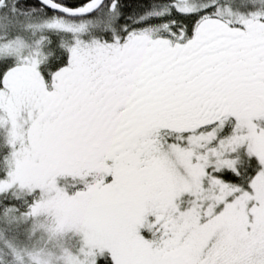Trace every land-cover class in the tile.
Returning <instances> with one entry per match:
<instances>
[{
	"label": "snow or ice",
	"instance_id": "snow-or-ice-1",
	"mask_svg": "<svg viewBox=\"0 0 264 264\" xmlns=\"http://www.w3.org/2000/svg\"><path fill=\"white\" fill-rule=\"evenodd\" d=\"M36 217L77 264H264V0H0V264Z\"/></svg>",
	"mask_w": 264,
	"mask_h": 264
},
{
	"label": "rangeland",
	"instance_id": "rangeland-1",
	"mask_svg": "<svg viewBox=\"0 0 264 264\" xmlns=\"http://www.w3.org/2000/svg\"><path fill=\"white\" fill-rule=\"evenodd\" d=\"M45 224V217H36L13 230L18 264H77L81 239L78 234L71 227L57 225L56 232L60 237L57 246L51 242L55 237H45Z\"/></svg>",
	"mask_w": 264,
	"mask_h": 264
}]
</instances>
